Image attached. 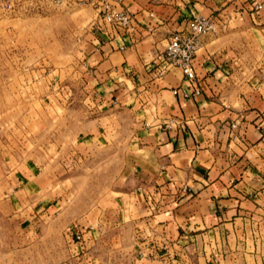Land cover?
I'll return each mask as SVG.
<instances>
[{
  "label": "crops",
  "instance_id": "1",
  "mask_svg": "<svg viewBox=\"0 0 264 264\" xmlns=\"http://www.w3.org/2000/svg\"><path fill=\"white\" fill-rule=\"evenodd\" d=\"M75 1L94 18L71 76L83 109L56 121L44 97L0 131V262L264 264V0H123L134 39ZM217 13L228 25L201 37L195 78L157 75L170 36ZM115 141V196L62 221L70 168Z\"/></svg>",
  "mask_w": 264,
  "mask_h": 264
},
{
  "label": "rangeland",
  "instance_id": "2",
  "mask_svg": "<svg viewBox=\"0 0 264 264\" xmlns=\"http://www.w3.org/2000/svg\"><path fill=\"white\" fill-rule=\"evenodd\" d=\"M75 0H0V131L20 129L32 117V105L46 98L56 121L70 122L84 98L71 79L94 21L93 9ZM82 106V107H81ZM63 108V110L61 109ZM67 108V113L64 112ZM41 117V116H39ZM66 119V120H65ZM17 137H24L22 131ZM123 147L118 141L88 153L70 169L68 189H76L61 211L62 221L86 217L91 209L115 196L122 183ZM58 247V244H56ZM5 261L0 264H22Z\"/></svg>",
  "mask_w": 264,
  "mask_h": 264
},
{
  "label": "built area",
  "instance_id": "3",
  "mask_svg": "<svg viewBox=\"0 0 264 264\" xmlns=\"http://www.w3.org/2000/svg\"><path fill=\"white\" fill-rule=\"evenodd\" d=\"M55 1L60 3L62 0ZM93 1L103 27L120 29L131 39H134L139 33L133 15L122 7L123 0H92L91 2ZM262 8L261 3L254 6L257 11ZM228 22L229 15L226 13L212 14L207 17L197 16L189 19L185 31L175 32L170 36L168 45L163 52L165 68L157 69L156 74L162 75L167 67H177L185 78L193 80L195 78L193 61L201 46V37L216 35L228 25ZM147 31L152 32L150 28ZM236 126L237 124H234L232 128L235 129ZM77 239L80 237L78 236Z\"/></svg>",
  "mask_w": 264,
  "mask_h": 264
}]
</instances>
